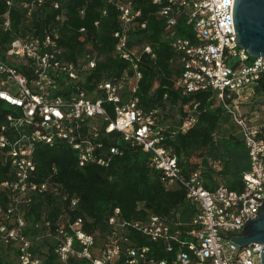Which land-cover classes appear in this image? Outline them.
<instances>
[{"label": "built area", "instance_id": "1", "mask_svg": "<svg viewBox=\"0 0 264 264\" xmlns=\"http://www.w3.org/2000/svg\"><path fill=\"white\" fill-rule=\"evenodd\" d=\"M103 1L118 12V28L112 32L115 53L131 65L121 76L88 82L97 68V55L86 52L76 60L66 58L60 44L65 11L42 31L32 28L19 33L5 57L0 54V98L13 108L0 124V164L13 176L0 183V192L12 198L5 209L0 207V234L15 251V263L71 264L76 259L86 264H262V243L242 246L232 240L264 203V112L249 100L260 96L254 88L264 74V57L253 58L240 47L232 13L235 0L152 2L158 7L156 15L165 22L162 38L181 66L176 86L184 95L212 92L238 128L249 165L239 189L216 176L218 180L208 185L209 178L201 168L185 172L167 142L195 126L200 102L185 104L187 115L178 113L175 124H170L174 120L169 117L172 105L166 109L141 105L140 63L144 54L155 59L156 52L151 44L133 42L132 36L147 28V20H143L137 0ZM45 2L18 4L28 8L26 16L32 20L33 12ZM16 4V0H6L0 25L5 31H13L11 10ZM52 6L61 8L58 1ZM107 14L105 8L103 15ZM182 27L193 35L182 34ZM86 31L84 27L80 30ZM180 106H174L176 111ZM113 132L151 154L149 165L161 173L167 187L185 190L187 200L196 207L191 219L185 222L179 215L158 214L126 219L117 207L104 232L90 234L83 229L82 218L71 222L68 214L64 222L62 216L56 222L43 218L32 224L38 233L28 231L31 225L26 213L32 203L51 192L59 194L58 188L34 180L38 147L66 142L76 151L80 166H104L113 156L123 154L118 144L105 145V137ZM221 164V159L213 160L212 169L218 171ZM78 202L72 198L70 204L74 207ZM44 236L54 245L53 263L48 261V248L44 253L41 247Z\"/></svg>", "mask_w": 264, "mask_h": 264}, {"label": "trees", "instance_id": "2", "mask_svg": "<svg viewBox=\"0 0 264 264\" xmlns=\"http://www.w3.org/2000/svg\"><path fill=\"white\" fill-rule=\"evenodd\" d=\"M32 2L33 0H16V5L11 10L13 31H5L0 26V54L5 57L9 44L27 30L36 28L43 30L48 24L54 22L55 16L65 11L67 20L61 26L60 44L66 50L68 60H76L86 52L97 55L98 65L88 82L98 83L103 78L119 77L130 69V62L115 53V39L112 32L118 28V12L113 6H107L103 0H46L45 4L33 12L34 19L26 16L28 8L21 7L18 3ZM58 1L60 9H55L52 2ZM137 6L143 11V20H147V28L139 29L132 36V41L144 45L151 44L156 52V58L144 54L140 63L143 79L140 83L139 95L141 105L146 109L169 107V117L174 118L177 106L180 104L179 113L183 116L184 105L192 101L200 102L198 120L188 132H179L174 138L168 140L178 156L185 172L203 169L211 158L220 156L219 145L227 146L229 152L244 149L243 141L238 128L225 112L222 105L216 104L212 92L201 91L195 94L184 95L176 86V79L181 73L178 57L163 40L162 34L165 27L164 20L156 15L158 7L152 0H137ZM105 8L107 15H103ZM6 0H0V25L2 15L6 12ZM84 10V14L81 11ZM100 24L97 26L96 22ZM86 32H80L81 28ZM17 33V34H16ZM182 34L192 36L190 29L182 27ZM23 70V68H20ZM1 78V77H0ZM255 93L264 95V74L255 85ZM13 108L0 98V124H2ZM230 120L235 126L236 136L222 138L219 143L215 134L221 129L222 124ZM177 123L171 120L170 124ZM106 147L118 144L123 154L113 156L109 165L91 163L80 166L76 151L66 142H58L54 146L41 145L38 147L35 159L37 171L34 180L38 183L47 182L50 189L58 188L59 194L50 193L44 200H35L26 213L30 223L27 230L33 234L38 229L32 224L40 222L43 218L56 222L60 216L61 222L70 215L71 222L78 218L84 220L83 229L90 234L104 232L108 229L109 217L119 207L123 218H143L148 214L174 215L188 222L196 212V207L186 198V192L179 186L167 187L161 179V173L150 167L151 154L140 147H134L121 139L120 133L113 132L104 139ZM203 161H199L198 159ZM229 163H227L228 167ZM249 165L241 170H232V180L228 184L233 189L240 188V180ZM211 167H209V170ZM8 167L0 164V183L12 179L8 174ZM209 178L208 185L212 186L216 180L214 172L204 171ZM219 172V171H218ZM222 173V172H220ZM219 176V175H218ZM64 196L68 199L63 201ZM78 198L79 202L72 207L70 201ZM10 198L6 192H0V207L5 209ZM71 205V207H70ZM1 221V220H0ZM55 228V227H54ZM53 228V229H54ZM48 247V261L54 262V245L45 241L41 247ZM0 248L12 250L11 262L0 253V264H16V254L13 248L2 239L0 234ZM46 253V250L44 251ZM71 264H86L84 261L72 259Z\"/></svg>", "mask_w": 264, "mask_h": 264}, {"label": "water", "instance_id": "3", "mask_svg": "<svg viewBox=\"0 0 264 264\" xmlns=\"http://www.w3.org/2000/svg\"><path fill=\"white\" fill-rule=\"evenodd\" d=\"M232 13L240 47L246 49L253 58L264 57V0H235ZM235 235L238 236L232 240L239 245L254 242L264 245V203L244 231ZM261 257L264 264V246Z\"/></svg>", "mask_w": 264, "mask_h": 264}, {"label": "rangeland", "instance_id": "4", "mask_svg": "<svg viewBox=\"0 0 264 264\" xmlns=\"http://www.w3.org/2000/svg\"><path fill=\"white\" fill-rule=\"evenodd\" d=\"M250 92H248L247 94H249ZM245 94V95H247ZM249 100H252L255 104V105H258L261 109H263V112H264V95H261L260 96H251ZM216 104H218L216 102ZM175 115H174V120L177 116V114L179 113L178 111L174 112ZM237 132L235 126H233L232 122H230V120L228 119L227 121H225L222 126H221V129L219 131H217V133L215 134L216 136V141L217 143L220 142V140L222 138H230L233 134L235 135ZM233 135V136H234ZM236 136V135H235ZM221 143V142H220ZM219 151H220V156L218 157V159H221L222 161V164L220 166V168L218 169V171L214 172V175L216 177H218L219 179L223 180L224 183L226 184H229L230 183V180H232V170L234 171H238V170H241V169H244L248 166V155H247V152H246V149H241V150H238V151H232V152H229V154H227V146H223L222 144L219 145ZM198 159V157H197ZM217 158H211L210 161H209V164L208 165H204L202 168L203 171H207V173L209 172V174L211 173V170L212 169V165H211V162L213 160H215ZM200 162L203 161L201 159H198ZM227 163H229L228 167H227ZM209 167H211V169L209 170ZM222 172V173H220ZM219 175V176H218ZM2 213L0 212V220L2 218ZM46 230H44L42 232L43 235H45ZM41 240H44L45 241V244L47 245V242H50V238L48 236H44ZM48 247H45L44 246V249L46 250ZM0 253L6 258L7 261L11 262L13 260V256H12V253L13 251L10 249H3V248H0ZM16 260H14L15 262Z\"/></svg>", "mask_w": 264, "mask_h": 264}]
</instances>
